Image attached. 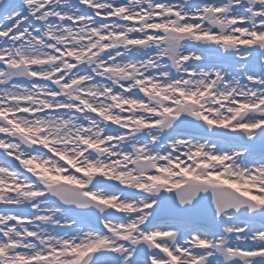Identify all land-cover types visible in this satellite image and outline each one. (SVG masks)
Instances as JSON below:
<instances>
[{
	"label": "snow or ice",
	"instance_id": "6c2138e0",
	"mask_svg": "<svg viewBox=\"0 0 264 264\" xmlns=\"http://www.w3.org/2000/svg\"><path fill=\"white\" fill-rule=\"evenodd\" d=\"M0 264H264V0H0Z\"/></svg>",
	"mask_w": 264,
	"mask_h": 264
},
{
	"label": "rangeland",
	"instance_id": "374dc122",
	"mask_svg": "<svg viewBox=\"0 0 264 264\" xmlns=\"http://www.w3.org/2000/svg\"><path fill=\"white\" fill-rule=\"evenodd\" d=\"M0 158H2V156H0Z\"/></svg>",
	"mask_w": 264,
	"mask_h": 264
}]
</instances>
